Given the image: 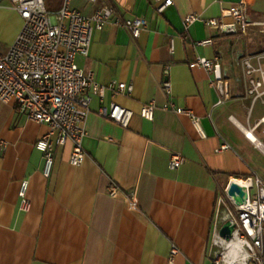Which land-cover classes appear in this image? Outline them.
Returning a JSON list of instances; mask_svg holds the SVG:
<instances>
[{
	"label": "crops",
	"instance_id": "0c3cea01",
	"mask_svg": "<svg viewBox=\"0 0 264 264\" xmlns=\"http://www.w3.org/2000/svg\"><path fill=\"white\" fill-rule=\"evenodd\" d=\"M239 1L174 0L162 13L155 0L70 1L85 16L111 6L122 18L146 20L136 39L109 22L93 32L88 55L75 59L96 82L124 81L133 91H108L103 100L91 96L83 162L70 164V142L55 146L49 177L35 143L50 128L28 120L15 103L0 101V264H213L214 234L234 215L224 179L258 178L264 187V124L258 125L264 103L252 104L243 66L245 57L264 52V0H244L250 22L245 34L221 33L202 21L219 19L221 3ZM62 3L48 0L45 6L56 13ZM189 14L199 20L184 30ZM21 27L18 12L1 0L0 52ZM198 57H218L231 98L219 102L214 73L197 65ZM166 80L170 94L162 87ZM111 102L133 111L128 127L99 114ZM148 102L155 105L153 120L139 113ZM167 102L192 111L204 135L188 115L163 109ZM223 144L229 148L219 150ZM173 153L192 165L184 177L166 171ZM22 181H28L27 212L19 207ZM112 183L120 189L117 197L108 193ZM131 193L136 208L129 205ZM172 244L179 253L170 259Z\"/></svg>",
	"mask_w": 264,
	"mask_h": 264
},
{
	"label": "built area",
	"instance_id": "2783aa9c",
	"mask_svg": "<svg viewBox=\"0 0 264 264\" xmlns=\"http://www.w3.org/2000/svg\"><path fill=\"white\" fill-rule=\"evenodd\" d=\"M22 19V27L6 52H0V101L13 102L17 110L28 120L48 125L50 132L41 136L35 143V148L44 156L43 174L49 177L54 159V147L63 146L66 142L72 145L70 164L80 165L85 158L83 139L86 136V122L89 114L91 96H98L101 100L108 91L114 94H130L133 85L124 81H112L102 85L95 81L92 73H84L77 66L75 59L79 55L89 53L91 39L95 30L101 31L109 23L126 29L129 35L136 39L146 27L147 22L142 17L122 18L115 15L111 6H102L90 16L70 8L71 0H63L62 6L56 13H50L45 6V0H8ZM97 2L98 0H85ZM156 12L162 13L174 0H155ZM230 19L224 21V19ZM199 20V15L189 14L183 19V28L188 30L190 25ZM208 27H213L221 33L245 34L250 26L246 13V2L241 0L236 6L221 3L219 19H203ZM261 25V23H259ZM210 41H202L206 44ZM219 59L209 60L198 57L196 64L214 73L215 85L220 94V100L229 99L233 93L228 83L220 73ZM247 78V94L252 104L264 103V52L248 55L243 61ZM162 87L167 94L171 92L168 80ZM163 109L176 114H186L191 118L200 135H204L199 119L192 111L175 107L167 102ZM155 105L148 102L142 105L140 116L153 120ZM99 114L122 127H128L133 111L115 102L108 106L102 105ZM264 124V116L259 120ZM57 132V139L53 142L50 135ZM249 138L251 132H245ZM256 141V139H253ZM256 145L260 143L256 141ZM229 146L223 144L219 150H227ZM191 164L180 154H171L166 171L174 172L179 177L187 175ZM230 183L242 186L248 182L245 196L237 194L229 196L228 186L224 192L234 206L235 214L227 222L232 226L231 237L225 240L216 231L214 244L216 246L213 264H264V187L258 178H231ZM192 179V177H190ZM28 181H22L19 189L22 211H29L30 202L27 198ZM252 189L254 191L252 192ZM108 193L117 197L120 189L110 184ZM129 205L137 207L135 193L128 196ZM237 240L240 243L238 253H231L224 245V241ZM179 253L176 245L172 244L171 258Z\"/></svg>",
	"mask_w": 264,
	"mask_h": 264
},
{
	"label": "water",
	"instance_id": "95a60500",
	"mask_svg": "<svg viewBox=\"0 0 264 264\" xmlns=\"http://www.w3.org/2000/svg\"><path fill=\"white\" fill-rule=\"evenodd\" d=\"M227 194L229 196H234V194H237L240 198H243L246 193H245V188L243 186L238 185L236 183H230L228 185ZM231 229H232V226L228 223H225L224 225L220 227L218 231L219 235L225 240H228L231 237Z\"/></svg>",
	"mask_w": 264,
	"mask_h": 264
},
{
	"label": "bare ground",
	"instance_id": "6f19581e",
	"mask_svg": "<svg viewBox=\"0 0 264 264\" xmlns=\"http://www.w3.org/2000/svg\"><path fill=\"white\" fill-rule=\"evenodd\" d=\"M250 137H251L252 139H254V137H253L252 135H250ZM199 172H200V176H201V177H204L203 174H202V171L199 170ZM231 181H232V179H230V178H226V179H224V183H225L227 186L230 184ZM247 184H248V182H242V186H243L245 189H246V187H247ZM224 242H225V243H224L225 247H227L231 253H234V251H235L236 253H238V249L240 248V243H239L237 240L232 239L231 241H224Z\"/></svg>",
	"mask_w": 264,
	"mask_h": 264
},
{
	"label": "rangeland",
	"instance_id": "374dc122",
	"mask_svg": "<svg viewBox=\"0 0 264 264\" xmlns=\"http://www.w3.org/2000/svg\"><path fill=\"white\" fill-rule=\"evenodd\" d=\"M45 2H46V5H47L48 0H45ZM260 103H261V101H258V102H257L258 105H259ZM253 191H254V189H252V192H253ZM224 198H225V202H226L228 208L230 209V211H231L233 214H235L234 206H233L232 202L230 201V199L226 196L225 193H224Z\"/></svg>",
	"mask_w": 264,
	"mask_h": 264
}]
</instances>
